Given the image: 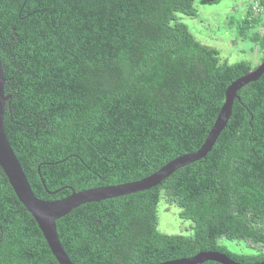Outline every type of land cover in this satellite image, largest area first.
<instances>
[{
    "label": "trees",
    "instance_id": "1",
    "mask_svg": "<svg viewBox=\"0 0 264 264\" xmlns=\"http://www.w3.org/2000/svg\"><path fill=\"white\" fill-rule=\"evenodd\" d=\"M195 1L0 0V59L12 94L4 128L36 197L137 180L202 144L226 86L253 66L221 60L194 37L177 14L195 16ZM261 20L247 14L237 32H251L264 52ZM237 95L204 158L147 190L56 220L74 264H157L207 250L264 260V73ZM161 198L191 221V234L158 229ZM220 237L258 248L235 252ZM0 264H58L1 167Z\"/></svg>",
    "mask_w": 264,
    "mask_h": 264
},
{
    "label": "water",
    "instance_id": "2",
    "mask_svg": "<svg viewBox=\"0 0 264 264\" xmlns=\"http://www.w3.org/2000/svg\"><path fill=\"white\" fill-rule=\"evenodd\" d=\"M264 73V59L254 68L247 70L232 80L224 90V101L212 123L202 144L193 152L178 155L167 161L156 171L137 180L111 185H99L82 190L72 189L70 194L54 200H44L36 197L27 181L21 164L16 157L4 128V111L6 102L12 97L5 93V78L0 59V167L11 185L16 197L32 215L58 264H74L63 249L56 230V220L76 207L101 200L132 194L147 190L160 184L177 169L204 158L212 149L221 131L225 128L234 99L239 100L237 91L249 82L257 80ZM205 261H215L220 264H264L241 263L230 258L225 253L216 250L199 251L193 256L169 259L157 264H201Z\"/></svg>",
    "mask_w": 264,
    "mask_h": 264
},
{
    "label": "rangeland",
    "instance_id": "3",
    "mask_svg": "<svg viewBox=\"0 0 264 264\" xmlns=\"http://www.w3.org/2000/svg\"><path fill=\"white\" fill-rule=\"evenodd\" d=\"M195 16L178 13L180 21L184 22L194 37L203 45L218 50L221 60L234 63L240 60L249 61L253 68L261 61L263 50L254 40L252 34L240 36L237 28L243 25L240 21L247 14L257 17L261 14V23L255 25L256 29L264 33V5L257 0H221L216 3L201 4L196 0ZM262 11H256V8ZM249 8L251 12H249ZM158 229L166 234H191V221L179 217V208L168 204L161 198L157 205ZM218 243L225 245L235 252L250 253L258 247L244 240L227 239L220 237Z\"/></svg>",
    "mask_w": 264,
    "mask_h": 264
},
{
    "label": "built area",
    "instance_id": "4",
    "mask_svg": "<svg viewBox=\"0 0 264 264\" xmlns=\"http://www.w3.org/2000/svg\"><path fill=\"white\" fill-rule=\"evenodd\" d=\"M256 11H262V10H261V8L257 7V8H256Z\"/></svg>",
    "mask_w": 264,
    "mask_h": 264
}]
</instances>
